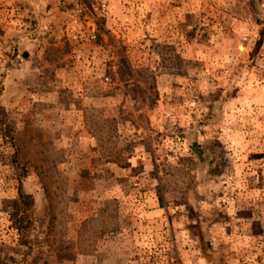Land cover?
I'll return each instance as SVG.
<instances>
[{
  "label": "rangeland",
  "instance_id": "374dc122",
  "mask_svg": "<svg viewBox=\"0 0 264 264\" xmlns=\"http://www.w3.org/2000/svg\"><path fill=\"white\" fill-rule=\"evenodd\" d=\"M36 2L0 0L1 261L264 264V0Z\"/></svg>",
  "mask_w": 264,
  "mask_h": 264
},
{
  "label": "trees",
  "instance_id": "16d2710c",
  "mask_svg": "<svg viewBox=\"0 0 264 264\" xmlns=\"http://www.w3.org/2000/svg\"><path fill=\"white\" fill-rule=\"evenodd\" d=\"M0 127H1V136L2 139L7 141L12 148L14 149V155H13V165L14 169L17 171V177L19 182L28 176L29 171L26 168V164L22 162V152L21 147L18 145V140L16 137V128L15 125L5 118L4 116H0ZM19 208L20 212L23 214V216H26L28 211L32 209V206L34 205V200L31 195L25 194L22 190H19ZM27 223V224H26ZM28 227V221L25 220V223L22 225V227L19 230V234L21 237V245L24 244V231L27 230ZM0 264H4V262L0 259Z\"/></svg>",
  "mask_w": 264,
  "mask_h": 264
},
{
  "label": "built area",
  "instance_id": "2783aa9c",
  "mask_svg": "<svg viewBox=\"0 0 264 264\" xmlns=\"http://www.w3.org/2000/svg\"><path fill=\"white\" fill-rule=\"evenodd\" d=\"M95 1L100 2V0H55L54 10L62 14V16L68 18L69 22L77 23L80 21V16L85 12L89 11L88 2ZM101 13L105 15L107 13V5L104 2L100 3ZM92 38H95L93 36Z\"/></svg>",
  "mask_w": 264,
  "mask_h": 264
},
{
  "label": "crops",
  "instance_id": "0c3cea01",
  "mask_svg": "<svg viewBox=\"0 0 264 264\" xmlns=\"http://www.w3.org/2000/svg\"><path fill=\"white\" fill-rule=\"evenodd\" d=\"M23 3H25L26 0H22ZM38 3V6L36 5V3H31L32 5H34L35 10L39 8V13L42 14L43 16H45V19L47 23H55L58 24L59 20L57 19V16L54 13V0H36ZM35 2V1H33ZM26 4H24L25 7ZM33 8V9H34ZM35 14L37 12H34ZM37 14V15H40ZM41 20H43V17L40 18Z\"/></svg>",
  "mask_w": 264,
  "mask_h": 264
}]
</instances>
